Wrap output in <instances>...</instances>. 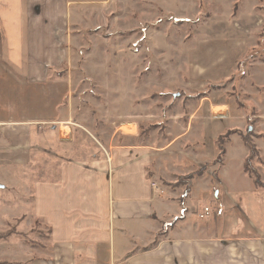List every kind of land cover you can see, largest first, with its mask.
<instances>
[{
  "label": "crops",
  "instance_id": "1",
  "mask_svg": "<svg viewBox=\"0 0 264 264\" xmlns=\"http://www.w3.org/2000/svg\"><path fill=\"white\" fill-rule=\"evenodd\" d=\"M69 4L0 0V84L7 68L11 84L47 86ZM0 105V178L24 195L17 203L7 191L8 206L15 217L18 204L28 207L48 232L50 253L31 264H264V188L243 170L247 150L235 175L225 158L232 142L213 164L217 138L228 128L221 129L223 113L196 109L197 124L191 115L178 135L151 145L130 144L136 135L115 129L104 156L72 157V130L49 119L46 96L0 92ZM116 137L125 143L115 144ZM29 166L44 167L43 174L28 180ZM188 175L196 178L185 196L172 186ZM21 181H31L29 189ZM207 207L211 216L200 219Z\"/></svg>",
  "mask_w": 264,
  "mask_h": 264
},
{
  "label": "rangeland",
  "instance_id": "2",
  "mask_svg": "<svg viewBox=\"0 0 264 264\" xmlns=\"http://www.w3.org/2000/svg\"><path fill=\"white\" fill-rule=\"evenodd\" d=\"M69 1L68 19L56 36L59 63L47 69V86L11 84L5 68L0 92L46 96L49 119L72 130V157L104 156V142L119 128L136 135L128 141L133 145L167 141L191 115L197 124L196 109H213L227 118L220 138L224 150L232 142L222 156L232 175L247 150L248 174L264 187V0ZM216 148L214 165L222 162ZM43 168L29 166L23 174L30 180ZM3 178L0 264H31L29 259L50 253L48 232L24 205L13 216L6 192L14 191ZM178 178L184 177L176 183ZM31 181L21 182L29 189ZM180 186L185 189L172 188ZM22 192L10 196L18 200Z\"/></svg>",
  "mask_w": 264,
  "mask_h": 264
},
{
  "label": "trees",
  "instance_id": "3",
  "mask_svg": "<svg viewBox=\"0 0 264 264\" xmlns=\"http://www.w3.org/2000/svg\"><path fill=\"white\" fill-rule=\"evenodd\" d=\"M222 137V136H221ZM223 144L221 143V138H220V136L217 138V146H218V149H219V152H220V155H219V158H218V161H220L221 159H222V156H224V154H225V150H224V148H223V146H222ZM248 150H249V153H251V154H253V152L255 151V149H252L251 147L250 148H248ZM250 157V156H249ZM246 158L245 159V162H244V166H243V170H244V172L245 173H251V171H249L248 169H249V159L250 158ZM193 178V175H188V176H186V177H184V178H178V181H177V183L175 184V185H182V184H184L185 185V196H186V194L188 193V190L190 189V181H191V179ZM255 181V184L256 185H258L260 188H264V187H262V186H260V184L256 181V179L254 180ZM174 185V186H175Z\"/></svg>",
  "mask_w": 264,
  "mask_h": 264
},
{
  "label": "built area",
  "instance_id": "4",
  "mask_svg": "<svg viewBox=\"0 0 264 264\" xmlns=\"http://www.w3.org/2000/svg\"><path fill=\"white\" fill-rule=\"evenodd\" d=\"M106 157L108 158V156L106 155ZM151 187L154 189V188H156V189H158L156 186H155V184L154 183H151ZM211 216V211H210V209L207 207V208H204L203 209V211H202V213L198 216L200 219H206V218H208V217H210Z\"/></svg>",
  "mask_w": 264,
  "mask_h": 264
}]
</instances>
